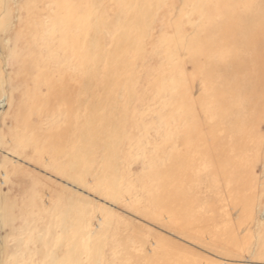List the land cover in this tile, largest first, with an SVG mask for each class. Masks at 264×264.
<instances>
[{"label":"rangeland","instance_id":"obj_1","mask_svg":"<svg viewBox=\"0 0 264 264\" xmlns=\"http://www.w3.org/2000/svg\"><path fill=\"white\" fill-rule=\"evenodd\" d=\"M59 1L0 0V264H264V72L250 64L253 58L263 63L264 39L253 42L249 31L241 40L236 38L230 44L237 49L236 62L228 63L233 75L225 78L217 64L232 56L225 40L209 48V55L196 52L195 59L191 55L215 39L204 35L207 0H116V37L121 30L130 31L126 61L131 76L113 91L116 159L109 168L102 146L86 172L69 178L63 173L67 152H58L57 146L68 147L70 139L46 143L49 131L65 125V115L43 114L42 105L30 104L34 84L18 67L20 48L41 50L49 77L59 78L58 68L68 60L67 48L60 49L67 40L57 29L65 24V12L57 17ZM94 1L93 14L102 4L109 14L115 12L112 0ZM26 4L38 9L37 21L30 24L28 42L20 43ZM260 22L256 28L262 32L264 18ZM103 34V47L109 51V28ZM97 38L91 28L87 43L92 54L101 47ZM225 82L261 84L262 91L251 97L252 103L241 104L250 105L246 114L250 147L243 166L246 206L244 213L226 216L234 223L238 256L224 259L180 235L176 209L165 210L160 220L153 218L145 183L158 181L151 172L169 155L179 164V152L185 148L181 138L194 135V119L183 117L181 102L191 100L195 111V99L206 84ZM93 89L107 90L101 84ZM47 91L45 84L39 86L42 96ZM24 102L29 106L28 125L19 114ZM174 206L178 207L177 200Z\"/></svg>","mask_w":264,"mask_h":264},{"label":"bare ground","instance_id":"obj_2","mask_svg":"<svg viewBox=\"0 0 264 264\" xmlns=\"http://www.w3.org/2000/svg\"><path fill=\"white\" fill-rule=\"evenodd\" d=\"M94 2V0L59 1L58 10L60 11L57 17L65 12L62 18L65 24L57 29L67 40L61 43L60 49L67 48L65 51L68 56L64 68H58L59 78L49 77L47 73L49 66L43 61L41 50L34 53L30 52L29 47L22 49L20 45L18 46L22 53L18 67L22 70L25 79L34 84L30 90V104L42 105L43 114L48 115L58 111L65 115V125L58 127L55 132L49 131L46 134V143L63 139L68 142L70 139L68 147H71V150L68 147L64 148L63 144L57 146L58 152L60 149L65 154L67 152L68 159L66 158L67 162H65L67 166L63 164L64 169H62L69 178H77L80 173L86 172L92 157L102 146L105 148L107 166L112 167L113 160L116 159L114 158L116 106L113 91L125 77L129 79L128 82L131 79L128 72L129 62L126 61L130 31L128 33V29L121 30L120 35L116 37V0H112L114 3L112 10L115 12L111 14L108 13V7L106 9L104 4L98 13L93 14L91 6ZM24 8L27 19L22 22L24 28L21 29L17 40L20 43L22 40L28 42L30 24L33 25L37 21L38 9L30 4H26ZM206 8L207 13L203 12L202 15L205 17L203 20L208 19V26L206 30L202 29L205 33L202 32V34L209 39H215L208 40L210 44L207 48L202 46L198 51L195 49L191 55H194L195 59L196 52L204 55L207 50H210L209 48L222 45V42L218 44L219 40H225L232 56H227L230 59L225 63L217 64L220 66L219 73L231 79L233 70L231 71L232 66L229 64L236 62L234 53L237 49L232 48L230 44L236 38L241 40L248 31L253 42L264 39V29L259 32L256 28L261 23L260 19L264 18V0H207ZM216 17L220 20L214 22L213 19ZM94 18L99 19L97 25L93 23ZM105 27L109 28L110 32L111 50L109 51L104 49L102 43ZM91 28L96 29L98 43L101 46L97 48L98 51L95 54L89 50L87 43ZM263 45L264 43L261 42V47ZM100 60L103 64H98ZM250 64L257 69L261 68L264 72V61L261 63L253 58ZM97 76L99 79L96 78ZM42 84H45L48 89L45 96L39 92V86ZM94 84H101L102 87L107 88L106 93L95 91ZM261 87V84L249 83L206 84L200 96L195 99L194 104L197 107L195 111L191 108V100L182 101L180 108L183 117L192 116L194 119V135L193 137L186 133L182 135L180 141L185 148L179 152V164L175 162L173 155H169L166 163L157 164L158 167L151 172L152 177L154 176L158 181L156 183L154 181L155 184L147 181L145 183L148 201L152 206V211L148 213L153 218L160 220L165 210L176 209L179 211L181 220L180 235L224 259L238 256L237 248L235 249L236 237H233L234 223L226 216L229 217V214H233L232 212L240 215L244 213L246 206L243 166L246 159L244 153L250 147L246 129V114L249 112L250 105L242 108L241 104L245 101L252 103L250 99L254 97V94L261 93ZM174 98L176 99L175 96ZM27 107L29 106L24 102L19 114L23 116V122L28 125L30 122ZM29 146H31L30 143ZM111 172L108 174V182L112 185L115 178ZM176 200L178 207L174 206Z\"/></svg>","mask_w":264,"mask_h":264}]
</instances>
